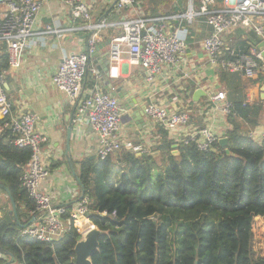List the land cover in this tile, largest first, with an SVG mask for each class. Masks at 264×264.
Returning a JSON list of instances; mask_svg holds the SVG:
<instances>
[{
  "label": "trees",
  "instance_id": "1",
  "mask_svg": "<svg viewBox=\"0 0 264 264\" xmlns=\"http://www.w3.org/2000/svg\"><path fill=\"white\" fill-rule=\"evenodd\" d=\"M150 1L145 8L150 14L164 3ZM8 67L1 42L0 69ZM220 76L231 103L227 146L217 140L203 151L158 126L159 144L140 155L122 150L80 162L90 221L105 232L93 264H264V141L243 133L238 122L257 126L264 104L247 102L240 73L221 68ZM256 80H264V70ZM0 156V183L16 201L21 223L29 222L36 205L20 177L31 149L2 136ZM11 210L9 198L0 206V247L18 262L77 264L74 248L82 237L77 228L53 242L22 236Z\"/></svg>",
  "mask_w": 264,
  "mask_h": 264
},
{
  "label": "crops",
  "instance_id": "2",
  "mask_svg": "<svg viewBox=\"0 0 264 264\" xmlns=\"http://www.w3.org/2000/svg\"><path fill=\"white\" fill-rule=\"evenodd\" d=\"M115 1L87 0L91 14V18L87 20L73 14L66 0H47L35 21L34 30L37 33L28 40L18 64L10 67L6 75L5 86L14 112L35 113L38 116V130L47 136V142L43 145L44 162L49 166L50 173L40 188L52 197L56 206L64 205L71 209L81 199L82 188L72 175L68 157H71L72 165L80 176V162L94 155L98 157L99 135L90 124L73 121L76 105L70 102L65 92L54 86L53 76L65 54L87 50L92 27L99 23H105L101 29L103 40L90 58L91 66L98 69V78L89 72L85 85L86 90L91 92L96 80L102 92L118 97L122 109V123L118 132L120 140L131 141L145 150L154 148L160 142L157 132L160 125L146 113L140 119L135 118L134 109L127 107L132 102L142 106L144 112L152 103L167 109L169 113L188 112V125L170 129L161 126L175 141H182L205 127H209L218 137H224L227 130L232 128L227 114L216 108L211 101L213 94L226 91L227 86L221 79V68L210 63L203 48L204 40L212 32L206 18L198 17L192 23L171 19V16L184 12L181 10V0H177L178 4L172 6L173 11L168 14H160L161 6L150 14L142 9L144 6L137 0L123 9L116 6L111 9ZM176 8H180V11H175ZM136 17L151 20L150 25L157 23L155 18L166 17L172 28L187 34V48L179 61L165 65L151 81L147 80L146 72L141 66L129 63L127 58L120 61L119 75L116 78L110 77V63L108 71L105 68L109 62L108 41L120 33L123 20ZM49 27L52 31L48 30ZM224 40L227 48H235L238 53H246L247 46L251 48L264 45L262 37L250 28H239L225 35ZM242 80L247 102L264 104V80L247 79L244 76ZM112 83L114 89L110 87ZM119 88H123L122 98L116 91ZM198 89L202 93L194 98ZM238 122L246 134L250 129L264 128V109L257 126L249 125L242 119ZM71 124L73 131L70 153L67 155L68 129ZM0 205H4L2 200ZM29 214L30 220L35 219L32 211ZM24 220L22 224L30 222L26 218ZM8 252L0 251V264H22L15 256L12 260V252Z\"/></svg>",
  "mask_w": 264,
  "mask_h": 264
},
{
  "label": "built area",
  "instance_id": "3",
  "mask_svg": "<svg viewBox=\"0 0 264 264\" xmlns=\"http://www.w3.org/2000/svg\"><path fill=\"white\" fill-rule=\"evenodd\" d=\"M47 0H0V43L7 46L9 67L0 69V138L6 136L10 144L31 149V156L20 177L28 197L35 202L34 221L20 228L22 236L45 242L62 238L73 228L83 235L92 225L90 221V199L86 195L73 208L56 206L52 197L43 192L41 183L49 176V166L44 162L43 145L47 136L38 128V116L32 112L15 113L6 89L8 69L18 64L22 50L28 40L37 32L35 21ZM73 14L90 19L87 0H66ZM134 0H118L116 7L123 9ZM205 17L211 26V34L204 40L203 48L211 64L224 70L238 72L247 79H257L264 70L263 48L254 46L246 53H238L235 48H227L225 35L239 28H250L264 42V0H200L199 9L192 6L190 12L179 13L171 19L192 23L198 17ZM157 23L143 17L123 20L119 34L111 37L109 57L110 77L119 75V63L124 58L133 65L145 70L147 80L151 81L168 64H176L187 48V34L172 28L166 17L154 19ZM105 23L92 27L93 35L88 38L85 52L65 54L55 75L53 84L66 93L70 102L76 105L73 118L75 123L90 124L99 135L97 156L106 159L122 150L142 154L145 149L131 141H122L118 132L122 123V109L116 95L102 92L95 80L91 92L86 90V79L91 72L98 78V69L91 66L90 58L103 40L101 34ZM52 31L51 28H48ZM212 103L223 113L229 114L231 103L226 91H218L211 97ZM145 113L165 129L186 126L190 115L186 111L169 113L155 103L149 104ZM256 141H264V128L250 129L247 133ZM209 127L201 128L186 142H196L203 151L211 149L220 140ZM89 223V224H86Z\"/></svg>",
  "mask_w": 264,
  "mask_h": 264
},
{
  "label": "water",
  "instance_id": "4",
  "mask_svg": "<svg viewBox=\"0 0 264 264\" xmlns=\"http://www.w3.org/2000/svg\"><path fill=\"white\" fill-rule=\"evenodd\" d=\"M118 0H116L114 2V4H112L111 9L115 7V4ZM192 7V3L190 4V8ZM93 35V31L89 34L90 38ZM109 45L111 43V39L108 41ZM264 44V43H263ZM99 46V45H98ZM97 46V48H98ZM263 50H262V54L264 56V45L262 46ZM108 63L105 65L106 70L108 71ZM110 87L112 89H114V85L113 83L110 84ZM116 91L118 92V94L120 95V97H124L123 95V88H119L116 89ZM202 90L198 89L196 90L195 94H194V98L198 97L199 95H201ZM127 107L129 109H134V117L135 118H142L145 114L144 112V108L140 105L137 104V102H132L129 103L127 105ZM73 119V118H72ZM68 140H67V155H69L70 153V142H71V135H72V131H73V126L72 124L70 125L69 129H68ZM220 143L222 146H227L228 144V138L227 137H222L220 138ZM227 152L229 153L230 151L227 149ZM175 154L178 153V150L174 151ZM158 152L154 153V155H157ZM138 155H140V153H138ZM1 157V156H0ZM91 159H95L96 156H91ZM68 162H69V166L70 169L72 171V175L73 177L77 180V182L81 185L82 188V194H81V198H83L85 196V187L82 183L81 177L77 174L76 170L74 169L73 165H72V160L71 157H68ZM0 188H3L6 191V194L8 195V197L11 199V204H12V210H11V214L13 215V217L17 220L20 228L26 227L27 225H29L32 221H34V218L32 220H30L29 223L27 224H22L19 216H18V208H17V204L16 201L14 200L10 190L4 186L3 184L0 183ZM105 232L101 229H99L96 226H91L81 237V239L76 243V246L74 248V252H75V260L77 264H93L92 258L93 255L100 249V237L104 234ZM0 251L2 252H8L7 250H5L4 248L0 247ZM9 253V252H8ZM12 260L14 259V255L12 253H10Z\"/></svg>",
  "mask_w": 264,
  "mask_h": 264
},
{
  "label": "rangeland",
  "instance_id": "5",
  "mask_svg": "<svg viewBox=\"0 0 264 264\" xmlns=\"http://www.w3.org/2000/svg\"><path fill=\"white\" fill-rule=\"evenodd\" d=\"M139 4H141V6H144L142 9L145 10V8L149 5V3L151 2L150 0H137ZM158 1V0H156ZM164 3L160 4V14H168L171 13L173 11L172 6L177 5V0H164ZM182 3V11H184L183 13H188L190 12V4L192 3V6L194 7L195 10L199 9L200 7V0H181L180 1ZM159 13V12H158ZM254 47V46H253ZM261 48V47H260ZM0 200H2L3 204H9V198L6 195L5 192L0 190ZM2 206V205H0Z\"/></svg>",
  "mask_w": 264,
  "mask_h": 264
},
{
  "label": "bare ground",
  "instance_id": "6",
  "mask_svg": "<svg viewBox=\"0 0 264 264\" xmlns=\"http://www.w3.org/2000/svg\"><path fill=\"white\" fill-rule=\"evenodd\" d=\"M89 224V223H88Z\"/></svg>",
  "mask_w": 264,
  "mask_h": 264
}]
</instances>
